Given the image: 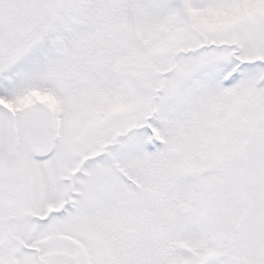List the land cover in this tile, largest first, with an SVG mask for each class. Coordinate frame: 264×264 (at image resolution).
I'll list each match as a JSON object with an SVG mask.
<instances>
[{
  "label": "snow or ice",
  "instance_id": "snow-or-ice-1",
  "mask_svg": "<svg viewBox=\"0 0 264 264\" xmlns=\"http://www.w3.org/2000/svg\"><path fill=\"white\" fill-rule=\"evenodd\" d=\"M0 264H264V0H0Z\"/></svg>",
  "mask_w": 264,
  "mask_h": 264
}]
</instances>
